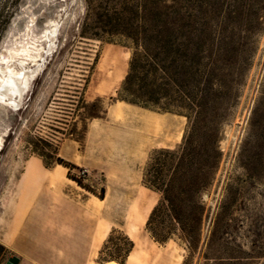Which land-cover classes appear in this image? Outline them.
<instances>
[{"label": "rangeland", "instance_id": "374dc122", "mask_svg": "<svg viewBox=\"0 0 264 264\" xmlns=\"http://www.w3.org/2000/svg\"><path fill=\"white\" fill-rule=\"evenodd\" d=\"M258 2L248 66L241 79L224 78L218 174L197 199L203 221L192 238L160 244L147 223L161 195L144 186V172L154 150L182 143L187 120L118 99L131 54L80 42L87 0H0V83L21 66L42 65L20 109L0 103V264L13 256L20 264H106L126 238L134 244L126 264H264Z\"/></svg>", "mask_w": 264, "mask_h": 264}, {"label": "trees", "instance_id": "16d2710c", "mask_svg": "<svg viewBox=\"0 0 264 264\" xmlns=\"http://www.w3.org/2000/svg\"><path fill=\"white\" fill-rule=\"evenodd\" d=\"M258 5V0H87L80 42L115 45L131 54L118 99L187 120L182 143L154 150L144 172V186L161 195L147 223L160 244L175 236L192 238L203 221L197 199L218 174L224 78L231 72L241 79L248 66V28L259 20ZM125 240L127 247L108 262L127 263L134 244Z\"/></svg>", "mask_w": 264, "mask_h": 264}, {"label": "bare ground", "instance_id": "6f19581e", "mask_svg": "<svg viewBox=\"0 0 264 264\" xmlns=\"http://www.w3.org/2000/svg\"><path fill=\"white\" fill-rule=\"evenodd\" d=\"M53 45H50L48 54L52 51ZM42 68L41 64H36L33 70L21 66L17 74H11L3 78L0 83V103L14 109H20L23 99L32 83L34 75ZM115 264V263H111Z\"/></svg>", "mask_w": 264, "mask_h": 264}, {"label": "water", "instance_id": "95a60500", "mask_svg": "<svg viewBox=\"0 0 264 264\" xmlns=\"http://www.w3.org/2000/svg\"><path fill=\"white\" fill-rule=\"evenodd\" d=\"M7 264H20V259L13 256V257H11L9 259V261L7 262Z\"/></svg>", "mask_w": 264, "mask_h": 264}, {"label": "crops", "instance_id": "0c3cea01", "mask_svg": "<svg viewBox=\"0 0 264 264\" xmlns=\"http://www.w3.org/2000/svg\"><path fill=\"white\" fill-rule=\"evenodd\" d=\"M106 264H111V262H107Z\"/></svg>", "mask_w": 264, "mask_h": 264}]
</instances>
